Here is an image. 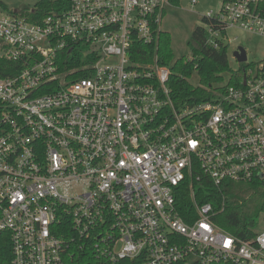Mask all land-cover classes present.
I'll return each instance as SVG.
<instances>
[{"label":"built area","instance_id":"obj_1","mask_svg":"<svg viewBox=\"0 0 264 264\" xmlns=\"http://www.w3.org/2000/svg\"><path fill=\"white\" fill-rule=\"evenodd\" d=\"M169 4L69 0L41 21L0 14V55L26 64L0 76L10 264H264V229L242 239L217 225L212 203H196L191 221L176 205L203 177L264 180V57L247 53L240 85L232 69L212 100L177 102L171 66L134 60L137 42H158ZM206 17L223 23L205 26L215 47L230 28L264 38V0H223Z\"/></svg>","mask_w":264,"mask_h":264},{"label":"trees","instance_id":"obj_2","mask_svg":"<svg viewBox=\"0 0 264 264\" xmlns=\"http://www.w3.org/2000/svg\"><path fill=\"white\" fill-rule=\"evenodd\" d=\"M181 0H171L177 5ZM69 6V0H40L36 7L22 12L32 21H41L53 11H61ZM14 13V12H12ZM204 26H198L192 32L188 41L194 60L185 62L184 58L175 61L172 49V37L169 32L162 31L158 42L145 44L137 42L134 60L136 62H153L158 56V62L169 65L172 69L170 85L173 88L175 100L180 103H195L212 100L214 90L221 89L225 81V73L232 72L228 60V45L223 41L219 47L207 44L210 33L205 26L223 28V23L216 18L204 17ZM3 47L0 41V48ZM80 50L73 49L68 57L80 54ZM174 62V63H173ZM195 64L198 65L195 68ZM26 66L24 62L12 61L0 55V76L11 77L19 74ZM245 66L233 74L230 84L240 85V78ZM196 69V70H195ZM200 76V85L196 86L189 78L194 72ZM223 90V88L221 89ZM192 189L195 197L192 196ZM212 203L214 207V221L218 226L242 239L253 238L256 234L255 226L264 213V180L250 182L224 181L215 185L208 177L194 181L192 187L189 183L182 185L177 192V210L187 221L196 219L197 204ZM1 238V236H0ZM11 246L0 241V264H10ZM121 264H143L142 259L124 260Z\"/></svg>","mask_w":264,"mask_h":264},{"label":"rangeland","instance_id":"obj_3","mask_svg":"<svg viewBox=\"0 0 264 264\" xmlns=\"http://www.w3.org/2000/svg\"><path fill=\"white\" fill-rule=\"evenodd\" d=\"M40 0H0V14L22 13L25 10L33 9ZM223 7V0H198L194 6L191 0H181L179 4H169L166 6L165 15L161 24L163 31L169 32L172 37V49L174 59L191 56L189 39L192 32L198 26H204L203 18L212 12L219 14ZM223 39V38H222ZM228 45V60L231 69L241 68V62L234 55L239 46H243L248 53V63L257 62L264 57V38L245 32L239 28L227 30L224 38ZM227 82L229 73L224 74ZM191 83L200 85V76L197 72L189 78ZM77 191V190H76ZM264 229V213L255 226L256 231Z\"/></svg>","mask_w":264,"mask_h":264},{"label":"water","instance_id":"obj_4","mask_svg":"<svg viewBox=\"0 0 264 264\" xmlns=\"http://www.w3.org/2000/svg\"><path fill=\"white\" fill-rule=\"evenodd\" d=\"M234 55L236 56L239 62H243L247 60V51L243 46H239L235 50Z\"/></svg>","mask_w":264,"mask_h":264}]
</instances>
